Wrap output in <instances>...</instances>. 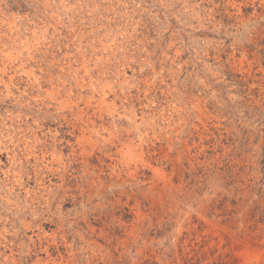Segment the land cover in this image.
I'll list each match as a JSON object with an SVG mask.
<instances>
[{
	"label": "rangeland",
	"instance_id": "obj_1",
	"mask_svg": "<svg viewBox=\"0 0 264 264\" xmlns=\"http://www.w3.org/2000/svg\"><path fill=\"white\" fill-rule=\"evenodd\" d=\"M0 264H264V0H0Z\"/></svg>",
	"mask_w": 264,
	"mask_h": 264
}]
</instances>
